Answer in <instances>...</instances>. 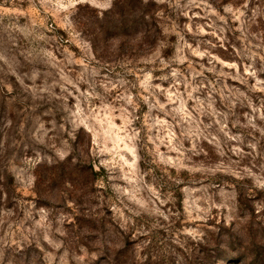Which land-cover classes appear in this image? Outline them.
<instances>
[{"label":"rangeland","instance_id":"rangeland-1","mask_svg":"<svg viewBox=\"0 0 264 264\" xmlns=\"http://www.w3.org/2000/svg\"><path fill=\"white\" fill-rule=\"evenodd\" d=\"M143 1L0 0V264H264V0Z\"/></svg>","mask_w":264,"mask_h":264},{"label":"trees","instance_id":"trees-1","mask_svg":"<svg viewBox=\"0 0 264 264\" xmlns=\"http://www.w3.org/2000/svg\"><path fill=\"white\" fill-rule=\"evenodd\" d=\"M141 2H144L143 0H140ZM147 25L149 26V28L146 31L147 36H151V34H154V36L157 35V33H160V26L159 23H147ZM155 27V29L153 30V28Z\"/></svg>","mask_w":264,"mask_h":264}]
</instances>
